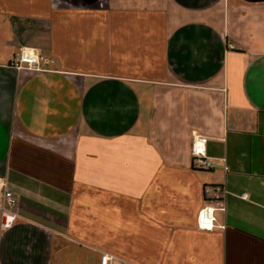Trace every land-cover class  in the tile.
Returning a JSON list of instances; mask_svg holds the SVG:
<instances>
[{"label": "crops", "instance_id": "0c3cea01", "mask_svg": "<svg viewBox=\"0 0 264 264\" xmlns=\"http://www.w3.org/2000/svg\"><path fill=\"white\" fill-rule=\"evenodd\" d=\"M0 176V264H264V0H0Z\"/></svg>", "mask_w": 264, "mask_h": 264}, {"label": "built area", "instance_id": "2783aa9c", "mask_svg": "<svg viewBox=\"0 0 264 264\" xmlns=\"http://www.w3.org/2000/svg\"><path fill=\"white\" fill-rule=\"evenodd\" d=\"M43 57L29 45H21L18 50L14 53L12 59V66L16 69L22 68H33V69H43L42 64ZM52 62V60H48ZM207 137L192 132L191 141V154L193 156L194 164L201 168H209L211 166L210 160L206 157L205 143ZM215 192L224 193L221 186H206L204 187V194L206 196L207 202L199 209L196 217L197 227L200 230H212L215 226V209L216 207L211 204V201L215 197ZM17 202V198L14 192L7 186L6 180L3 176H0V210H4L6 206H14ZM220 210H224V206L220 205L217 207ZM13 219V216L10 217ZM6 219L4 224H8ZM108 256L102 255L100 259L101 264H107Z\"/></svg>", "mask_w": 264, "mask_h": 264}]
</instances>
